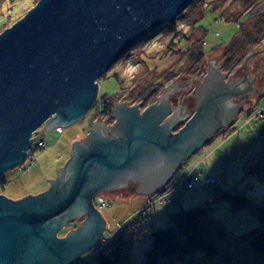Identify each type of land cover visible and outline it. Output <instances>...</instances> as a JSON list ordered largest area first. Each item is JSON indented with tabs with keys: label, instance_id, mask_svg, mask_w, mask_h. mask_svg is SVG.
<instances>
[{
	"label": "water",
	"instance_id": "water-1",
	"mask_svg": "<svg viewBox=\"0 0 264 264\" xmlns=\"http://www.w3.org/2000/svg\"><path fill=\"white\" fill-rule=\"evenodd\" d=\"M190 1L39 0L4 29L0 176L24 162L39 126L69 125L83 117L95 101L101 75L138 40L173 23ZM261 52L264 48L245 57L235 80L225 79L227 72L209 60L208 73L196 81V111L180 130L171 129L173 119H182L187 110L174 106L171 88L141 109L139 102L115 98V120L101 118L88 136H75L69 159L56 178L50 176L51 187L19 197L0 192V264H72L97 243L107 221L93 205L97 190L128 185V177L135 191L157 189L165 175L211 138L217 123L226 126L230 113L250 101L248 92L264 88V82H254L264 63L256 56ZM251 59L255 67H248ZM52 191L60 204L47 211L44 200ZM84 212L89 216L84 224L54 236L62 222Z\"/></svg>",
	"mask_w": 264,
	"mask_h": 264
},
{
	"label": "rangeland",
	"instance_id": "rangeland-1",
	"mask_svg": "<svg viewBox=\"0 0 264 264\" xmlns=\"http://www.w3.org/2000/svg\"><path fill=\"white\" fill-rule=\"evenodd\" d=\"M38 1L21 0L5 7L0 14V33L22 18ZM220 1H190L186 8L178 12L173 23H164L128 48L97 80L95 101L83 117L69 125H54L51 129L47 123L39 126L31 135L37 142L43 140L44 145L42 148L33 147L29 160L8 169L0 176V192L3 191V196L19 197L21 194L41 192L44 188L51 187L50 176L56 178L59 167L69 159L75 136L89 135L90 129L94 127L93 117L106 106L105 100L110 99L106 96L121 93L123 96L118 97L127 98L128 104L139 102L138 109L149 105L142 104L143 95L147 92V88L141 83L144 80L161 82L168 71L177 72L175 77L165 83L164 89L151 103L159 101L165 89L171 88L170 100L177 109L187 110L182 115V123L186 122L194 112L193 95L196 81L208 73L209 60L216 64L221 62L220 48L213 51L211 49L218 44H227L238 32L241 22L264 12V0H255L243 11H241L243 0H223V8L228 9L227 16L226 12L220 15L218 11L213 12L211 9L204 12L206 7L209 8L211 4H218ZM202 13L204 17L199 18ZM235 17L238 18L237 21L234 20ZM204 29L207 32L205 34ZM174 33L180 36L190 35L194 39L193 42L205 35L203 49L207 53L200 62L199 69L192 74H185L186 70L185 73L180 71L188 61L185 54H181L180 51L188 43L184 39L171 43ZM263 48L264 43L256 50ZM256 56L264 59V52ZM250 61L248 67H252L250 63H253V60ZM258 67L262 68L257 69L254 82H264V63L263 65L259 63ZM231 75L232 72H227L225 79H232ZM248 95L250 101H242L240 109L230 113L226 126L217 123L216 129L219 130L213 133L215 135L212 134L210 142L203 144L199 151L188 155L180 166H175L171 175H165L163 183H157V189L145 194L143 189L135 191L133 179L128 177V185H119L108 189L107 192L96 193L93 205L100 207L107 221L99 228L97 243L82 252L72 264H94L100 251L115 237L121 235L124 239L130 238L129 253L135 262L139 261L148 247L149 237L142 241L146 246L144 248L143 244L138 243L140 239L137 240L131 233L134 226L151 224L147 231L166 226L169 224V213L201 202H211L209 197L213 194V188L219 185L243 188L245 194L254 200L262 199L264 181L253 180L252 184H248L250 179L244 177L241 164L248 157L264 153V88L250 91ZM112 102L110 116L102 114L99 115L101 118L115 120L112 114L115 98ZM178 120L181 119H173L171 129L175 130L178 127L180 124ZM57 127L61 128V132L56 131ZM221 130L223 134L220 135ZM165 187L168 189L165 190ZM212 215L222 220L235 233L245 232L259 224L256 215L248 208L232 210L226 202L220 203ZM75 216L62 222L54 236L67 234L69 227L84 224V218L88 214L82 213L79 216L76 213ZM234 253L241 256L234 258L238 262L245 259L241 252ZM196 263L208 264L204 259H197L191 264ZM210 263L223 264L216 258Z\"/></svg>",
	"mask_w": 264,
	"mask_h": 264
},
{
	"label": "trees",
	"instance_id": "trees-1",
	"mask_svg": "<svg viewBox=\"0 0 264 264\" xmlns=\"http://www.w3.org/2000/svg\"><path fill=\"white\" fill-rule=\"evenodd\" d=\"M19 1L21 0H0V14L3 13L5 7L7 8ZM254 1L243 0L241 11L247 10ZM223 7V0H221L218 4H211L209 8L206 7L204 12L211 9L213 12L218 11L220 15L226 12L225 16H227L228 9ZM203 13L199 18L204 17ZM237 19V17L234 18L235 21ZM170 25L175 26V24ZM203 33H207L205 29ZM181 39L188 43L180 51L181 54H185L188 61L180 71L185 73L186 70L185 74H192L199 69V64L207 53L203 49L205 35L193 42L194 39L190 35L180 36L174 33L171 43ZM263 39L264 12L241 22L238 32L227 44H218L211 50L220 48V64L223 71L236 72V69L241 67L245 57L262 46ZM177 74L175 71H168L164 81L144 80L141 82L144 84V88H147V92L143 95L144 102L142 104L147 105L155 101L157 95L164 89L165 83ZM119 95L123 96L121 93L106 96L111 100L106 103V106H103V109H100L97 116L105 114L109 117L112 100ZM241 170L244 177L250 179L248 184H252L253 180L263 182L264 153L246 158L241 164ZM209 199H211L209 203L205 201L169 213V224L166 226L152 228L148 231L147 229L151 224L134 226L135 228L131 233L135 235L137 240L149 237L148 247L139 261L135 262L129 253L130 238L124 239L121 235L115 237L100 251L94 264H191L197 259L207 260L208 264H211L213 258L222 261L223 264H264V197L256 201L245 194L243 188H237L233 185H219V187L213 188V194ZM222 202L228 203L232 210L248 208L252 214L256 215L259 224L245 232L235 233L222 220H218L212 215L213 210ZM233 249L234 251H232ZM198 251L200 252L198 253ZM234 252H241L245 259L238 262L234 258L241 256Z\"/></svg>",
	"mask_w": 264,
	"mask_h": 264
},
{
	"label": "flooded vegetation",
	"instance_id": "flooded-vegetation-1",
	"mask_svg": "<svg viewBox=\"0 0 264 264\" xmlns=\"http://www.w3.org/2000/svg\"><path fill=\"white\" fill-rule=\"evenodd\" d=\"M231 78L233 79V80H235V75H234V72L232 73V75H231ZM107 101L109 102L110 101V99H107V100H105V102L107 103ZM104 105V104H103ZM88 119V118H87ZM94 121H96V123L97 122H100V121H102V119H101V117L98 115H96L95 117H93V119H92V122H94ZM112 122H113V120H112ZM110 134H112L110 131H108ZM69 157H70V154H69ZM66 163V161L63 163V165ZM62 165V166H63ZM58 172H59V169L57 170V174L56 175H58ZM57 177V176H56ZM60 183H57V185H59ZM112 188H115V186L114 187H111V188H109L110 190L112 189ZM55 191H52V192H50L48 195H46V200H44L45 202H47V204H48V208H49V210H47V211H51V210H53L54 208H55V206H57L58 204H60V202H58L57 201V197L55 196L56 194L54 193ZM42 197H44V196H42ZM42 199V198H41ZM41 202V201H40ZM44 208V207H43ZM45 209V208H44Z\"/></svg>",
	"mask_w": 264,
	"mask_h": 264
},
{
	"label": "bare ground",
	"instance_id": "bare-ground-1",
	"mask_svg": "<svg viewBox=\"0 0 264 264\" xmlns=\"http://www.w3.org/2000/svg\"><path fill=\"white\" fill-rule=\"evenodd\" d=\"M246 17H248V15H246ZM216 34L218 35V33H216ZM252 52H253V51H252ZM262 53H263V52H262ZM262 53H260V54H262ZM249 54H250V53H249ZM260 54H257V55H260ZM249 62H251V61H249ZM219 64H220V62H218V65H219ZM250 64H251L252 67H255L253 63H250ZM261 65H263V63H261ZM220 66H221V64H220ZM258 68H259V67H258ZM261 68H262V67H260L259 69H261ZM194 111H196V106L194 107ZM262 119H263V118H262ZM188 120H189V118H188L186 121H188ZM178 121L180 122V124L178 125V127H177L175 130H180V129L184 126V123H182V119H181V120H178ZM172 130H173V129H172ZM217 130H219V128L216 129L215 132H213V133H217ZM219 133H220V135L223 134V133H222V130H221ZM213 135H215V134H213ZM207 141H209V139H207V140L204 142V144H206ZM198 151H199V150H198ZM191 154H193V153H191ZM191 154H190V155H191ZM26 160H27V157L25 158L24 162H25ZM24 162H23V163H24ZM171 177H172V176H171ZM172 186H173V185H172ZM172 186H170V187H172ZM177 186H178V185H177ZM177 186H175V189H176ZM167 187H168V186H167ZM167 187H165V190L168 189ZM170 187H169V188H170ZM97 189H98V188H97ZM107 190H108V189H99V190H97L98 192H96V193L107 192ZM173 190H174V189H173ZM96 193H95V194H96ZM168 194H169V193H168ZM149 196H150V195H149ZM93 199H94V195H93ZM84 213H87V212H84ZM81 215H82V214H79V216H81ZM85 218H89V216H87V217H85ZM128 230H129V229H128ZM148 240H149V239H148ZM142 241L144 242L145 239H144V240H143V239L139 240L138 243H139V244H143V245H144V248H145V247H146V246H145V243H143ZM105 243H106V242H105ZM143 245H142V247H143Z\"/></svg>",
	"mask_w": 264,
	"mask_h": 264
},
{
	"label": "built area",
	"instance_id": "built-area-1",
	"mask_svg": "<svg viewBox=\"0 0 264 264\" xmlns=\"http://www.w3.org/2000/svg\"><path fill=\"white\" fill-rule=\"evenodd\" d=\"M263 2H264V1H263ZM261 10H263V9H261ZM56 131H57V132H61V128H60V127H57V128H56ZM30 138H31V146H30V148L27 150V155H26L27 160L30 159L31 151H32V148H33V147H40V148H42V146L44 145L43 140H40L39 142H37V139H33V136H32V135L30 136Z\"/></svg>",
	"mask_w": 264,
	"mask_h": 264
},
{
	"label": "crops",
	"instance_id": "crops-1",
	"mask_svg": "<svg viewBox=\"0 0 264 264\" xmlns=\"http://www.w3.org/2000/svg\"><path fill=\"white\" fill-rule=\"evenodd\" d=\"M51 129V128H50ZM116 187V186H115Z\"/></svg>",
	"mask_w": 264,
	"mask_h": 264
}]
</instances>
